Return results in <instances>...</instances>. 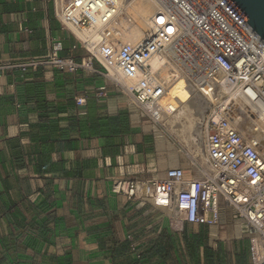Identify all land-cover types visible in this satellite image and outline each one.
Segmentation results:
<instances>
[{
	"label": "crops",
	"instance_id": "crops-1",
	"mask_svg": "<svg viewBox=\"0 0 264 264\" xmlns=\"http://www.w3.org/2000/svg\"><path fill=\"white\" fill-rule=\"evenodd\" d=\"M50 34L63 54H85L54 0H0V64L45 57ZM175 167L192 176L185 152L101 71L5 69L0 264L250 263L251 233L231 210L224 228L187 223L173 232L165 209L112 189L114 177L159 178Z\"/></svg>",
	"mask_w": 264,
	"mask_h": 264
},
{
	"label": "built area",
	"instance_id": "built-area-1",
	"mask_svg": "<svg viewBox=\"0 0 264 264\" xmlns=\"http://www.w3.org/2000/svg\"><path fill=\"white\" fill-rule=\"evenodd\" d=\"M151 1L150 27L138 41H123L124 30L137 24L123 0H54L63 29L85 54H63V40L50 34L45 57L0 64V77L7 68L25 73L40 66L101 71L171 136L182 95L170 91L183 79L208 102L197 119L200 137H191L202 141L201 148L182 149L192 176L175 167L159 178L114 177L112 189L165 209L173 232H182L187 223L224 228L221 218L231 210L251 233L248 264H264V39L226 0ZM86 28L95 35L77 33ZM249 119L262 129L261 137L248 132ZM127 239L141 257L134 235Z\"/></svg>",
	"mask_w": 264,
	"mask_h": 264
},
{
	"label": "rangeland",
	"instance_id": "rangeland-1",
	"mask_svg": "<svg viewBox=\"0 0 264 264\" xmlns=\"http://www.w3.org/2000/svg\"><path fill=\"white\" fill-rule=\"evenodd\" d=\"M124 8L126 12H129L131 7L126 8L131 0H123ZM131 1V2H130ZM151 2V0H148ZM126 5V6H125ZM140 20V18H139ZM139 21H137L138 23ZM141 24V25H140ZM141 27V30L147 29V27L143 26L142 23L138 24ZM179 90H182V99L180 104L181 114L180 118L177 119V130L173 131L174 135L167 134L164 132L169 138L175 141L180 149H200L202 145V141H193L191 137H194V134L199 136V130L197 125V119L200 114H202L208 106V102L203 99L197 91L189 88L185 81L182 79L176 86L172 88V94L178 93Z\"/></svg>",
	"mask_w": 264,
	"mask_h": 264
},
{
	"label": "bare ground",
	"instance_id": "bare-ground-1",
	"mask_svg": "<svg viewBox=\"0 0 264 264\" xmlns=\"http://www.w3.org/2000/svg\"><path fill=\"white\" fill-rule=\"evenodd\" d=\"M61 1L64 2L65 0H61ZM129 7H131V9H129ZM126 8L129 9L130 14H132L136 18V20L139 22L137 24H134L131 28L124 30L123 37H122L123 41H138L143 35V31L141 30V27L138 24L142 23L143 26L147 28L150 27V17L153 14V3L152 1L150 2L148 0H133L131 3L128 4V6H126ZM91 31L92 29L86 28L85 32L83 31L84 33L83 32L80 33L78 31L77 33L79 35L88 34V35L94 36L95 33H92ZM153 65L157 66V59L153 61ZM180 80L175 82L172 88L176 86L178 82H180ZM170 93L172 94V89ZM178 93H182V90H179ZM245 124H246V129L248 130V132L256 133V134L258 133L259 134L258 136L261 137L262 129L256 126L255 120L253 119L246 120ZM199 137H200V130H199V136L197 137V134L196 135L194 134L193 139H199Z\"/></svg>",
	"mask_w": 264,
	"mask_h": 264
},
{
	"label": "water",
	"instance_id": "water-1",
	"mask_svg": "<svg viewBox=\"0 0 264 264\" xmlns=\"http://www.w3.org/2000/svg\"><path fill=\"white\" fill-rule=\"evenodd\" d=\"M264 39V0H226Z\"/></svg>",
	"mask_w": 264,
	"mask_h": 264
}]
</instances>
